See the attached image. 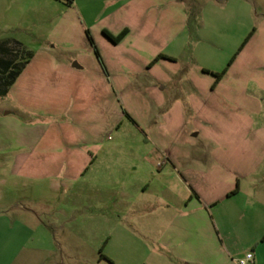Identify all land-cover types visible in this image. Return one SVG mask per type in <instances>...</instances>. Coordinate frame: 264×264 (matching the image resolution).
Masks as SVG:
<instances>
[{
  "label": "crops",
  "instance_id": "0c3cea01",
  "mask_svg": "<svg viewBox=\"0 0 264 264\" xmlns=\"http://www.w3.org/2000/svg\"><path fill=\"white\" fill-rule=\"evenodd\" d=\"M0 14L24 17L0 23L1 168L111 193L97 203L109 210L114 241L128 232L143 245L117 250L144 264H238L248 251L264 264V14L227 68L233 22L236 45L249 32L244 0H71L56 17L38 0H0ZM125 29L117 43L103 33ZM117 100L145 135L131 149L143 161L132 172L153 176V199L127 191L143 194L146 180L100 161L116 123L105 122L106 106ZM21 216H13L16 244L0 243V264H64L68 246L52 233L49 246L36 245L46 224L30 229Z\"/></svg>",
  "mask_w": 264,
  "mask_h": 264
},
{
  "label": "rangeland",
  "instance_id": "374dc122",
  "mask_svg": "<svg viewBox=\"0 0 264 264\" xmlns=\"http://www.w3.org/2000/svg\"><path fill=\"white\" fill-rule=\"evenodd\" d=\"M30 0H4L6 4L16 5L19 2ZM43 7L55 15H58L63 3L66 0H38ZM249 5L250 24L249 32L242 37L241 42L236 45L235 34L238 24L234 21L232 29L234 33L233 49L230 57L224 64V68L229 67L240 53V47L246 43V38L252 35L258 25V18L264 14V0H244ZM233 3L235 0H226ZM32 15L25 16L26 21L35 19ZM24 17L16 14L11 16H2L0 14V23L2 21H21ZM1 37V36H0ZM247 39V40H248ZM264 39V34H263ZM118 101V100H117ZM119 102V101H118ZM130 107L124 106L121 102L114 107L106 106L105 122L115 118L114 128L105 130L103 142V154L101 163L103 165H113L120 169V173L127 179L146 180L150 187L142 194L138 188L129 187L127 191L130 195H137L141 198L153 199L159 189L154 185L155 179L152 175L145 174L135 177L132 172L134 166L143 163L138 155H132L131 149L145 146V135L128 119L127 115ZM119 114V115H118ZM119 116V119L117 117ZM155 171V170H154ZM107 173V170H105ZM169 189L175 194L181 196L183 189L175 182L172 175L166 176ZM99 190V191H98ZM88 195V197H87ZM184 195V193H183ZM111 193L103 188H95V191L87 192L82 189L79 183L60 185L54 187L50 180H37L12 176L5 168L0 167V208L8 209L7 217L0 216V243L4 246H13L16 244L17 232L11 228L15 227V217L20 214V220L30 229H35L39 223H45L44 229L36 230L34 243L39 246H49L48 233L54 234L59 241L60 246H68L64 264H144L134 252H120L117 246H143L139 237L125 232L120 244L114 241L118 236L113 229L108 226V209H103L97 198H108ZM83 200L88 202V209L83 206ZM122 212L127 204L121 199ZM106 206V205H104ZM107 207V206H106ZM31 210V212H29ZM35 212V213H34ZM94 212L95 214H93ZM101 213H104L101 215ZM112 213V211H110ZM13 215V216H12ZM102 216V217H101ZM55 217V218H54ZM27 235V234H26ZM74 246H78L76 249ZM102 255V256H101ZM43 257V256H42ZM114 263V264H115Z\"/></svg>",
  "mask_w": 264,
  "mask_h": 264
},
{
  "label": "trees",
  "instance_id": "16d2710c",
  "mask_svg": "<svg viewBox=\"0 0 264 264\" xmlns=\"http://www.w3.org/2000/svg\"><path fill=\"white\" fill-rule=\"evenodd\" d=\"M66 2L70 3L71 0H66ZM103 33H104V35H105L108 39H110V41H112L113 43H117V42H118V41H119V40L125 35V33H126V29L123 30L122 32H120L118 35H112V34H110V33H109L108 31H106V30H103ZM247 39H248V37L246 38L245 41H247ZM89 40H90L91 44H92L93 47H94V51H95V54H96L97 59H98L99 62L101 63L102 67L104 68V66H103V64H102V61H101V59H100V56H99V54H98V52H97V50H96V48H95V46H94V44H93V41H92V39H91L90 36H89ZM221 75H222V72L216 74V80H217ZM126 116L128 117L127 114H126ZM101 256H102V255H101Z\"/></svg>",
  "mask_w": 264,
  "mask_h": 264
},
{
  "label": "built area",
  "instance_id": "2783aa9c",
  "mask_svg": "<svg viewBox=\"0 0 264 264\" xmlns=\"http://www.w3.org/2000/svg\"><path fill=\"white\" fill-rule=\"evenodd\" d=\"M253 262V254L251 251L245 253L244 256L237 259L238 264H252Z\"/></svg>",
  "mask_w": 264,
  "mask_h": 264
}]
</instances>
